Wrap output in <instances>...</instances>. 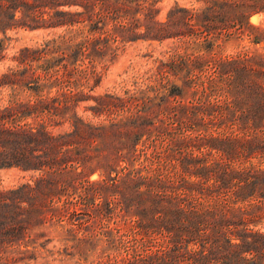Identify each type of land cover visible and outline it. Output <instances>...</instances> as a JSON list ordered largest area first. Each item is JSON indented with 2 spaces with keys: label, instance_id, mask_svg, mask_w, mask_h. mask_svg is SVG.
Returning <instances> with one entry per match:
<instances>
[{
  "label": "trees",
  "instance_id": "trees-1",
  "mask_svg": "<svg viewBox=\"0 0 264 264\" xmlns=\"http://www.w3.org/2000/svg\"><path fill=\"white\" fill-rule=\"evenodd\" d=\"M202 1L159 20V0H0V32L53 34L10 59L0 42V170L32 174L0 184V264H264V49L214 53L264 43V0ZM140 40L178 43L92 95Z\"/></svg>",
  "mask_w": 264,
  "mask_h": 264
},
{
  "label": "rangeland",
  "instance_id": "rangeland-1",
  "mask_svg": "<svg viewBox=\"0 0 264 264\" xmlns=\"http://www.w3.org/2000/svg\"><path fill=\"white\" fill-rule=\"evenodd\" d=\"M202 0H159L156 8L160 11L158 19L165 20L169 12L175 8H187V9H199L202 8ZM251 24L254 26H264V14H258L252 17ZM61 33V31H58ZM53 37L50 31H32L27 29H15L8 31L6 34L0 32V42L3 41L6 47L7 57L10 59L18 51L23 48H38L44 42ZM178 41L168 40L164 43L150 42V41H136L128 42L124 49L120 52L119 56L109 64L106 71L103 72L102 79L98 85L94 88V91L90 92L94 96H100L105 94H122L126 89L134 88V82H141V76L154 66V60L162 58L168 51L173 50ZM222 46L217 47L214 51L218 57L237 56L243 52L264 49V43L256 45L251 43L248 37L234 35L230 38H225L221 42ZM6 60L0 64V73L6 70L7 67L13 63L10 60ZM95 85V83H93ZM29 92H25L20 95L21 99H28ZM11 100V90L0 89V106H6ZM95 103L89 102L82 104V108L79 111L80 115H83L94 123L103 121L105 118H93L91 111L84 112L85 107L93 106ZM105 176H102L104 178ZM32 174L22 172L18 169H3L0 170V184L4 188L17 187L24 183L31 182ZM101 179L100 173H95L89 176L90 181H96ZM55 243L51 245L53 247ZM50 264H63L60 262H52ZM74 264V261L65 263Z\"/></svg>",
  "mask_w": 264,
  "mask_h": 264
}]
</instances>
